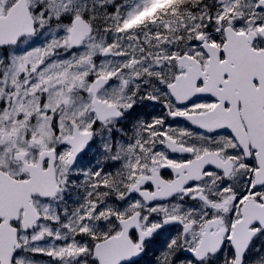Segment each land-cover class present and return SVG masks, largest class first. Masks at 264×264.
<instances>
[{"label":"snow or ice","instance_id":"6c2138e0","mask_svg":"<svg viewBox=\"0 0 264 264\" xmlns=\"http://www.w3.org/2000/svg\"><path fill=\"white\" fill-rule=\"evenodd\" d=\"M0 264H264V0H0Z\"/></svg>","mask_w":264,"mask_h":264}]
</instances>
